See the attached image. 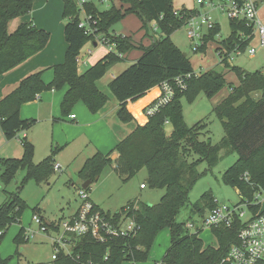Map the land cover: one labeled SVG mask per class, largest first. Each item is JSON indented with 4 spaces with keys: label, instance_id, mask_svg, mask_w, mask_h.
Here are the masks:
<instances>
[{
    "label": "trees",
    "instance_id": "trees-1",
    "mask_svg": "<svg viewBox=\"0 0 264 264\" xmlns=\"http://www.w3.org/2000/svg\"><path fill=\"white\" fill-rule=\"evenodd\" d=\"M62 1V18L65 19L64 39L67 43L64 60L52 66L51 81L45 83L42 80L43 70L31 73L0 100V129L4 138L10 140L35 124V119L20 118V107L37 99L44 91L67 87L60 102L63 115L69 114L79 101L91 113L100 111L106 104L108 95L99 89L98 80L122 59V54L135 46L130 36L114 34L109 32V28L125 13H135L140 18L142 27L148 28L153 21L155 25L153 29H158L161 35L149 46L141 48L140 57L112 78L107 85L111 95L118 101L117 119L122 123L133 121L135 126L109 152L106 154L97 152L87 158L78 174L84 181L88 179L93 181L114 161V170L123 182L144 168L148 174L145 183L143 182L144 187L149 185L165 189V192L156 204L129 200L113 214L109 211L104 213L95 205L96 209L114 224L127 218L133 219L139 227L138 231L131 236H108L104 242L96 241L90 235L74 236L73 254L68 255L60 251L51 263L144 262L149 258L157 234L167 228L170 243L161 258L162 263L216 264L226 255L229 245L236 241L242 223L238 215L233 217L228 226L221 224L211 227L217 239L216 246L205 245L199 237V230L191 232L186 224L176 220V216L186 204L189 190L195 182V178L185 179L184 175L203 160L206 161L208 168L214 167L221 149L225 150L226 154L232 152L238 154L236 161L223 172L222 179L237 190L239 203L245 199L251 200L256 191L264 192V73L257 70L248 72L230 65L228 61L233 51L245 50L249 44L245 37L251 33L252 27L243 20L229 19V34L217 41L216 50L220 63L235 72L238 83L230 87L229 94L213 109L221 121L225 136L220 143H212L210 140L199 138L207 127L206 122L200 120L191 126L186 125L180 100L185 97L192 101L202 91L211 97L225 85L224 74L215 69L196 74L187 55H184L170 39V34L184 25L197 9L182 7L176 10L173 0H120L122 8L126 5L122 12L113 3L107 9L100 10L94 2H89L85 5V10L96 21V31L94 34H86L78 26L81 18L74 1ZM32 6L33 0H0V74L41 51L49 39V32L36 27L32 22H22L13 32H8L9 21L28 14ZM219 33V24L216 23L215 27L203 36L199 49H203L206 43L213 41ZM98 36L107 38L110 44H114V49L83 71H79L78 58L81 49L88 42L96 44ZM187 74L190 76L186 78L184 90L174 87V96L169 102L153 115L144 117L146 119L144 123L136 122L132 112L140 122L145 120L134 110L139 103L131 107L132 112L127 107L128 103L144 97L152 88L164 81L172 83L175 77ZM156 91L152 90L147 97ZM255 93L257 97L254 96ZM155 100L153 99L146 107ZM167 124L172 127L169 134L164 129ZM21 142L23 154L20 158L0 159V178L5 185L14 179L18 170H25V175L16 186V190L6 192V197L0 204V241L11 224L20 223L21 215L27 207L19 195L25 182L29 179L36 181L46 179L54 168L52 156H47L37 164L33 163L32 141L22 137ZM113 152L118 155L115 160L111 158ZM193 155L197 158H191L189 161ZM215 205L214 196L206 193L202 197V205L195 206L194 210L201 215L205 209L211 210ZM32 210L36 212L38 207H33ZM44 223L49 224L47 221ZM49 225L52 226L53 223ZM56 227L57 225L55 229ZM27 239L25 228L20 227L13 241L20 245ZM7 260L8 258H0V264H6ZM259 264H264V260Z\"/></svg>",
    "mask_w": 264,
    "mask_h": 264
},
{
    "label": "rangeland",
    "instance_id": "rangeland-1",
    "mask_svg": "<svg viewBox=\"0 0 264 264\" xmlns=\"http://www.w3.org/2000/svg\"><path fill=\"white\" fill-rule=\"evenodd\" d=\"M111 2H114L116 8L121 9L122 12L124 11L126 5H123L122 8L120 0H111ZM97 5L100 10H105L108 8L109 3H98ZM173 5L176 10L184 6L185 8H196L200 13L208 12L219 24V35H217L213 41H208L203 49H199L198 47L197 50H193V43L195 41H191L187 36V27L185 24L171 33L170 39L187 55L192 69L196 74L203 73L209 69H215L224 74L226 81L225 85L211 97L202 91L199 92L192 101H188L185 97H182L180 100L183 119L186 125L191 126L203 120L206 122L207 127L203 134L200 135V140H210L212 143H220L225 136V131L220 119L213 109L229 94L230 87L236 86L238 83L235 72L232 71L230 67L220 63L219 55L216 50L218 46L217 41L225 38L230 32L229 17L225 14H221L219 10L211 8L210 6H199L194 0H173ZM257 16L264 24V1L258 0ZM79 18H82L81 13H79ZM61 19V22L64 23L65 19L62 18V15ZM53 22L54 25H58V18L55 17ZM54 28H56V26ZM153 28H155L153 21L148 28L142 27V22L135 13H125L122 18L111 25L109 32L122 36H130L135 46L122 54V59L111 66L99 79L100 82L98 86L101 90H104V93L112 97L107 87L108 82L112 78V70H121L129 66L134 59L140 57L142 53L141 48L149 46L153 40L160 37L161 33L158 29L154 30ZM53 30L55 32V29ZM200 43L201 41L199 44ZM91 45L92 43L88 42L83 46L79 55L81 59L89 56L86 54V51ZM103 47L105 49L107 48V46L98 43L95 48H92L93 52L91 54H97ZM247 47L257 48V53L254 56H250L245 50L241 54H231L229 56V64L238 66L248 72L257 70L264 73V48L259 47L257 35L250 41ZM81 68L83 69L84 67H78L79 71H82ZM254 96L257 97V93H255ZM43 127L44 122L41 121L39 124L30 128L29 136L27 137L31 139L32 134L37 136V142H33V163L37 164L47 156H52L57 160L56 154L65 150L67 159L62 162L66 165H64L65 168L62 165L63 168L60 170H55L53 168L50 176L41 181H36L35 179L27 180L21 188L19 195L26 202L27 207L21 215L20 223L11 224L0 241V258H8L6 264H52L51 254L53 253V246L48 234H54L55 226L60 220L70 217L82 202L79 192L82 189L81 186L84 180L79 176L78 171L81 169L83 161L94 154L93 151H90L88 148L81 153L79 158L73 159V148L69 149L71 152L68 151V148L63 149L61 146H57V148H55L56 146H50L48 148L49 144H47V142L44 144L41 134ZM164 129L165 132L169 134L172 127L167 124ZM21 133L22 132L18 134V137L6 140L0 129V159L20 158L22 156L23 146L21 142ZM82 141L83 140H76L73 144H78ZM218 156V162L214 167L208 168L206 161L203 160L184 175L185 179L195 178V182L189 190L186 204L179 210L176 216L178 222L184 224L193 223L195 227L190 229V231L193 232L198 229L199 237L205 245L210 246L217 245V239L213 230L211 227L200 226L201 221L207 216L209 210L205 209L200 215L194 210L195 206L202 205V197L206 193L213 195L219 204L232 205L240 201L237 190L229 184H226L222 179L223 172L236 161L238 154L236 152L226 154L225 150L221 149ZM191 158L195 159L197 156L193 155L189 158V161H191ZM55 163L56 162L53 161V164ZM114 166L115 162L113 161L110 166L103 169L100 177L97 180H93L87 190H85L91 201L102 206L105 210H109L110 214L116 212L130 199L134 200L138 198L149 204H156L159 202L165 189L153 188L149 185H147L146 189H139V183H145L148 175L144 168L138 171V173L128 181L123 182L122 178L115 172ZM198 174L200 175L198 176ZM24 175L25 170H18L14 179L7 185H5L0 178V204L5 199L6 192H14L16 190V186ZM36 206L38 207V211L33 212L32 208ZM105 212L106 211H104V213ZM34 213L41 217L42 222L49 221L53 223V225L50 226L45 223L39 225L32 220ZM42 226H46L47 231H43ZM20 227H24L29 236L28 239L23 241L20 245H16L13 238ZM169 243V230L164 228L157 234L150 250L149 259L144 262L154 264V262L157 261V264H159L166 249L169 247ZM123 263L128 264L130 261H124Z\"/></svg>",
    "mask_w": 264,
    "mask_h": 264
},
{
    "label": "built area",
    "instance_id": "built-area-1",
    "mask_svg": "<svg viewBox=\"0 0 264 264\" xmlns=\"http://www.w3.org/2000/svg\"><path fill=\"white\" fill-rule=\"evenodd\" d=\"M73 1L82 15L78 26L84 30V33L94 34L96 31V21L92 19L91 15L87 14L85 5L89 2L97 1L104 3L111 0ZM194 2L199 6L206 5L215 8L221 14L227 15L229 19L245 21L247 25L252 27L251 33L245 39L250 43L257 35L259 47L264 48V24L257 16L258 0H194ZM174 13L176 14L177 11L175 10ZM216 23V19H213L208 12L200 13L198 9L194 15L187 19L185 23L187 36L191 41H195L193 43L194 51L200 46L201 43L199 44V42H202L203 36L213 29ZM95 43L107 46L108 51L114 49V44H110L109 40L103 36L96 37ZM245 50L250 56H254L257 53V48L255 47H246ZM243 51L237 49L232 54H241ZM87 52H90V50ZM78 63H80V58H78ZM189 76L190 74L175 77L172 83L167 81L162 82L158 86L160 93L151 105L143 109V116L147 118L153 115L161 106L169 102L174 96V87L184 90L186 88V78ZM70 117L73 118L74 115H70ZM53 167L55 170L61 169V166L56 163ZM140 188H144L143 183L140 184ZM79 193L82 202L79 204L76 213L71 217L60 220L55 233L52 235L48 234L53 246L52 260L56 258L57 253L60 251H64L68 255L73 254L72 247L75 245L74 236L90 235L96 241L104 242L108 236H131L139 229L131 218L117 221V224H114L100 210L96 209L95 204L88 198L85 189L82 188ZM215 202L216 205L209 210L207 216L201 221V227H212L221 224L228 226L236 214L242 222L237 232L236 241L229 245L226 255L216 264H259L260 261L264 260V192L256 191L251 200L245 199L237 204H219L216 200ZM32 220L39 225L44 223L37 214H33ZM186 227L193 229L195 225L188 223ZM42 230L47 231V227L42 226ZM28 236L25 230V237L28 238ZM85 264H92V262ZM160 264L164 263L161 262Z\"/></svg>",
    "mask_w": 264,
    "mask_h": 264
},
{
    "label": "crops",
    "instance_id": "crops-1",
    "mask_svg": "<svg viewBox=\"0 0 264 264\" xmlns=\"http://www.w3.org/2000/svg\"><path fill=\"white\" fill-rule=\"evenodd\" d=\"M110 2H107L109 3V6L112 3L114 4V2L111 3ZM94 3L98 7L97 4L100 2L96 1ZM188 9H192V8H188ZM62 10H63L62 0H33L32 10L28 14L13 18L12 20L9 21L7 26L8 32H13L15 28L22 22H32L36 27L48 31L50 36L45 47L41 51L30 56L29 58H27L25 61L15 66L14 68L0 74V100L3 97H5L7 94H9L11 91H13L18 86L19 82L24 77L28 76L31 73L43 70L42 80L45 83L51 81L53 77L52 66L63 62L67 47V43L64 39L65 22L64 23L61 22ZM55 17L58 18V25L57 24L54 25L53 20L55 19ZM55 26L56 28H54ZM53 29H55V32ZM97 44L92 43L91 47L88 49L90 50V52H87L88 50L86 51V54L89 55V56L87 55L88 56L87 58L81 59L79 57L80 58L79 67H84L83 69L81 68L82 71L85 68H87L89 65L94 64L98 59H100L104 54L108 52V49L107 48L105 49L103 47L97 54L92 55L91 54L93 52L92 48H95ZM135 60L136 59H134L133 61ZM124 69L125 68H122L121 70H112L111 73L112 78L120 74ZM99 82L100 80H98L97 85ZM66 88L67 87L65 86L60 90L44 91L38 96L37 99L31 102L24 103L20 107V111H19L20 118L22 119L32 118L36 120L35 124L32 127H34L36 124H39L41 121L44 122V127L42 128L41 134L44 144L46 142L47 144H49L48 148L50 146H56L55 148H57V146H61L63 149L68 148V151L70 152L71 150L69 149L73 148L74 149L72 151V155L74 156L73 159L79 158L81 153L88 148L90 149V151H93L94 154L97 152L106 154L122 138H124L133 130L135 126V122L132 121L129 123H122L117 119L116 111L118 109V101L114 98V96L111 95L112 97H110V95L108 94H107L108 100L106 104L100 111L96 113H91L86 108V106L81 101H79L75 104V106L73 107L72 111L69 114L63 115L60 109V102L62 100ZM154 89L157 90L156 93L147 97V95L151 93V91ZM152 90L147 95L138 99L137 101L133 103H128L127 107L130 109V111H131V107H133L138 102L139 105H136L134 110L143 116L142 114L143 109L160 93V89L158 86L152 88ZM132 114L134 115L137 123L142 124L146 121L144 116L143 118L145 120L143 122H140L138 117L133 112ZM70 115H74V117L71 118ZM29 131L30 129H28L25 132H22L21 136L27 138L29 136ZM18 136L19 135H17L16 137ZM30 140L32 141V143L33 142L36 143L37 136L35 134H32ZM76 140L79 141L83 140V141L78 144H73V142H76ZM117 156L118 155L116 152H113L111 154V158L113 160H115ZM66 157L67 156L65 154V150H63L59 154H56L57 160H55V158L53 159L56 162V164H59L61 168H63V166L66 164L63 163L62 161H65V159H67ZM84 162L85 160L83 161V163ZM141 183L143 182L139 183V189L140 190L146 189L147 186L144 188H140ZM92 202L96 206H98L99 209L103 211H109V210H105L104 208H102V206L98 205L94 201ZM77 209L72 213V215L76 213ZM47 223L50 224L51 222L47 221ZM157 263H158L157 261L154 262V264ZM128 264H149V263L130 262Z\"/></svg>",
    "mask_w": 264,
    "mask_h": 264
},
{
    "label": "water",
    "instance_id": "water-1",
    "mask_svg": "<svg viewBox=\"0 0 264 264\" xmlns=\"http://www.w3.org/2000/svg\"><path fill=\"white\" fill-rule=\"evenodd\" d=\"M184 55H185V53H183ZM98 179V177H95V180H97ZM92 183V180L91 179H88V180H86V181H84L83 183H82V188L83 189H86L90 184Z\"/></svg>",
    "mask_w": 264,
    "mask_h": 264
}]
</instances>
